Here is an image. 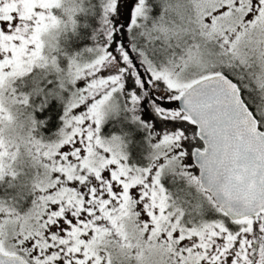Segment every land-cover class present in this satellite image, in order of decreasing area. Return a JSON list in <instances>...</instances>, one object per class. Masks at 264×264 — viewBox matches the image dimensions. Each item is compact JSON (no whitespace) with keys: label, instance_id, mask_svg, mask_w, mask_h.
I'll list each match as a JSON object with an SVG mask.
<instances>
[{"label":"snow or ice","instance_id":"6c2138e0","mask_svg":"<svg viewBox=\"0 0 264 264\" xmlns=\"http://www.w3.org/2000/svg\"><path fill=\"white\" fill-rule=\"evenodd\" d=\"M0 264H264V0H0Z\"/></svg>","mask_w":264,"mask_h":264}]
</instances>
